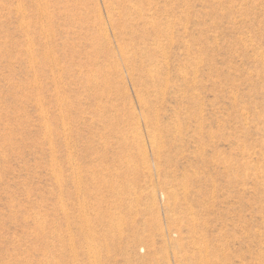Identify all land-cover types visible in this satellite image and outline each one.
Instances as JSON below:
<instances>
[{
  "label": "rangeland",
  "instance_id": "1",
  "mask_svg": "<svg viewBox=\"0 0 264 264\" xmlns=\"http://www.w3.org/2000/svg\"><path fill=\"white\" fill-rule=\"evenodd\" d=\"M0 264H264V0H0Z\"/></svg>",
  "mask_w": 264,
  "mask_h": 264
}]
</instances>
